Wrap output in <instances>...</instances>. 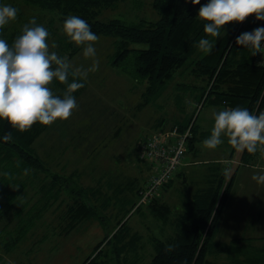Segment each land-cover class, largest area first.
I'll return each instance as SVG.
<instances>
[{
	"label": "trees",
	"instance_id": "obj_1",
	"mask_svg": "<svg viewBox=\"0 0 264 264\" xmlns=\"http://www.w3.org/2000/svg\"><path fill=\"white\" fill-rule=\"evenodd\" d=\"M20 1L41 13L50 15L49 23L44 26L49 32L47 43L50 46L53 39L58 42L56 45L59 46L52 51L60 56H67L74 67L87 68L93 62H90L91 58L83 55V51H79L80 46H85L71 42L63 31V23L70 16L84 19L98 37H111L112 51L107 53L108 64L113 68L112 70L117 71L116 75L129 76L135 86L146 83L144 95L147 100H157L166 91L176 72L188 63L193 67L197 77L204 81L200 86L202 91L194 93L195 100L200 102L202 107L208 104L210 107L220 108V111L246 108L254 115L264 113V62L260 60L261 53L241 59L232 53L241 31H238L239 23L233 22L232 27H230L231 23L224 25L220 37L217 38L204 32V25L207 22L201 20L198 13L200 7L206 5L209 0H200V4H193L192 0H152L151 5L158 13V17L153 20L145 15L132 21L122 16L105 15L106 11L118 8L125 0ZM257 21L264 26V20ZM21 34L22 28L13 29L7 33L5 39L11 46ZM205 38L214 43L210 54L198 47L199 41ZM73 57H82V63H74L71 61ZM98 70L95 73L98 74ZM72 79L73 77L70 76L69 82ZM90 81L89 77L86 81L77 78V82L84 83L85 86L72 93L76 101L86 94ZM49 88L54 95L62 97L67 86L54 79ZM147 100L145 101L148 102ZM135 107L140 108V104H135ZM184 108L185 106L182 107L183 110ZM188 110L190 112L187 111L185 117L175 119L169 127L178 125L180 130L184 131L191 125L187 153L191 152V156L196 159L202 150L201 144L209 138L212 129L203 123H198L195 110L190 108ZM54 123L49 126L35 123L29 130L21 132L13 128L7 120L0 119V264H15L8 259L11 256L19 264L29 263H22L15 252L28 244L27 241L30 239L33 242L35 228L45 215V213H11L15 210L21 189L3 194L7 184L15 181L19 175L25 173V169H28L27 173L31 172L33 177H37L36 180L41 178V175L48 177L52 174V189L66 190L72 186L64 183L61 174L52 171L49 163L41 157L34 146L46 136ZM162 128L167 127L160 125L153 130ZM6 133L12 134V140L9 142L3 140ZM222 140L223 143L217 148L220 150L226 145L224 155L229 151L228 156L232 157L236 148L229 143V138ZM51 141L47 140V146L51 147L52 153H56V141L53 137ZM142 141L139 143L136 155L138 161H143L139 157ZM66 147L65 145L62 149L57 147L61 156L66 152ZM238 159L239 163L226 184L224 182L228 171L225 167L222 168L221 160L213 158L203 169L198 170V172L202 171L199 178L193 177L188 181L185 178L187 171L181 169L175 178L165 184L162 193L148 203H139L140 191L146 181L141 182L135 189L137 200L133 208L136 206L138 211L141 206H145L152 216L160 221L159 233H156L149 224L146 225L145 232L137 229L133 223L130 224V218L137 213H131L129 217L127 216L129 213H124L121 217L116 216L112 229L95 244L92 252L81 264H215L210 259L212 253L218 252L214 248L216 242L214 237L235 176L241 167L264 166V152L258 145L256 153H249L245 149ZM178 177L182 180V186H192L193 195H190V200L186 201L188 210L176 213L172 218L173 207L166 204L162 198L163 192ZM70 181L74 182L73 178ZM119 183L120 186L118 183H114V186L107 184L108 188L104 191L99 190V185H77L69 188V193L75 201L80 202L81 207L77 212L65 213L61 217L60 221L64 224L61 229L62 235L69 234L81 223L93 217L101 219V223L106 226L102 218L107 214L99 213L98 203L101 202L103 194L107 197L124 195L125 184H121V180ZM223 186L224 190L219 196ZM167 226L172 227V231L168 232ZM168 245H175L174 251L167 252ZM219 246L218 250L225 252L227 244L220 243ZM263 257L264 254L262 256L258 252L254 259H247L244 264H264Z\"/></svg>",
	"mask_w": 264,
	"mask_h": 264
},
{
	"label": "rangeland",
	"instance_id": "obj_2",
	"mask_svg": "<svg viewBox=\"0 0 264 264\" xmlns=\"http://www.w3.org/2000/svg\"><path fill=\"white\" fill-rule=\"evenodd\" d=\"M151 2L152 0H125L119 4L118 8L106 11L105 15L108 17L110 15L111 17L122 16L128 21L145 15L151 19L157 18L158 13L152 7ZM4 5L15 7L18 9V14L14 21H10L0 30V38L5 39L7 33L13 29L23 28L33 17L36 18L38 25L45 26L49 23V14L41 13L20 0H0V6ZM239 24L238 31L241 30L239 36L242 33H250L257 28L264 27L255 16H249ZM56 25L58 26V23ZM232 26L233 23L230 24V27ZM110 42L111 37L101 36L94 43L96 55L89 58H91L90 62L99 61V72L98 74L89 73L88 77L91 81L86 94L76 101L77 109L73 110L68 120H57L52 129L45 134L46 136L34 146L41 157L49 163L52 171L63 176L64 183L72 184L73 187L99 185V190L104 191L108 188L107 184L114 186V183H118L120 186L119 181L121 180V184H125L124 195L108 197L105 194L101 195V202L98 203L100 204L99 213L107 214L102 218L106 226L101 223V219L93 217L81 223L69 234L62 235L61 229L64 224L60 221L61 217L65 213L77 212L81 207L80 202L75 201L69 193V188L72 186L66 190L52 189V174L48 177L41 175V178L36 180L37 177H33L31 172L22 173L3 190V194H6L21 189L15 210L11 213H45L44 218L35 228L33 242L30 239L27 241L28 244L15 252L22 263L81 264L92 252L95 244L107 234L108 230L112 229L116 216L121 217L124 213H129L128 217L131 213H137L129 220V223H133L137 229L145 232V227L149 224L156 233H159L160 221H157L145 206H141L138 211L136 206L133 208L137 200L135 189L150 174V167L146 165L148 163L145 162V164L136 158L139 143L142 138L144 139L149 132L151 133L160 125L169 127L175 119L185 117L189 111L188 108L195 110L198 123H203L211 129L214 126L213 113L220 111V108L210 107L208 104L202 107V104L195 100L194 93L202 91L200 86L204 81L197 77L193 67L188 63L176 72L166 91L157 100H147L144 95L146 83L135 86L129 76L116 75L117 71L112 70L113 68L108 64L107 53L112 51ZM53 43L58 42L53 39L49 46L51 51L54 49L52 48ZM81 47L79 51L84 50V47ZM232 53L239 59L253 57L251 48L240 46L237 43ZM81 58L73 57L71 61L80 64L82 63ZM138 103L140 108L136 109L135 104ZM52 137L56 141V153H52L51 147L47 146V140L51 141ZM226 138L228 137L222 136V139ZM79 142L82 144L78 145ZM64 145L67 146L66 152L61 156L57 147L62 149ZM201 145L202 150L196 159L191 156V152L186 155V161L189 160L188 165L184 167L187 171L186 180L189 181L193 177L199 178L202 171L198 172V170L203 169L211 159L218 158L222 161V168L225 167L228 171L224 182L226 184L239 163L238 158L242 151L236 149L230 157L228 156L229 151L227 155H224L226 145L220 150L217 147L208 148L204 143ZM199 161L203 163L199 164ZM72 178L74 182L70 181ZM172 189L173 213L171 217L173 218L176 213L188 210L186 201L190 200V194L193 192L192 186H182V180L179 177ZM223 190L224 186L219 196ZM165 192L166 190L163 195ZM166 230L172 231V227L168 229L167 226ZM248 254L251 252L249 251ZM8 259L19 264L18 261H14L13 256ZM242 263L245 262L242 261Z\"/></svg>",
	"mask_w": 264,
	"mask_h": 264
},
{
	"label": "clouds",
	"instance_id": "obj_3",
	"mask_svg": "<svg viewBox=\"0 0 264 264\" xmlns=\"http://www.w3.org/2000/svg\"><path fill=\"white\" fill-rule=\"evenodd\" d=\"M200 4V0H192ZM18 9L10 5L0 6V30L17 17ZM249 16L264 20V0H209L199 9L198 17L206 21L204 32L211 37H220V31L228 23H242ZM65 35L76 45H84L83 55L95 57L94 43L99 37L93 33L89 24L77 16L68 17L63 23ZM48 30L38 25L33 17L22 28L12 45L0 38V119L7 120L15 129L24 132L35 123L49 126L57 120H68L77 102L72 95L83 88L90 72L99 68L94 60L90 67H74L67 56L50 52L47 38ZM236 43L251 48L252 55L264 54V27L250 33H242ZM55 43L52 48H56ZM198 47L210 54L214 43L201 39ZM55 66V67H54ZM73 77L69 82V77ZM56 79L67 86L63 96L54 95L49 85ZM214 126L209 138L203 141L208 148L215 149L223 143L222 136L239 151L256 153L258 145L264 152V113L254 115L246 108H234L214 112ZM4 142L12 140V134L3 136ZM28 169H25V173ZM5 175H8L5 173ZM253 180L264 182V175H254ZM175 245H168L172 252Z\"/></svg>",
	"mask_w": 264,
	"mask_h": 264
},
{
	"label": "crops",
	"instance_id": "obj_4",
	"mask_svg": "<svg viewBox=\"0 0 264 264\" xmlns=\"http://www.w3.org/2000/svg\"><path fill=\"white\" fill-rule=\"evenodd\" d=\"M187 165L188 161L182 169L184 170ZM254 175H264V166L241 167L235 176L218 231L214 237L216 241L214 248L218 252L212 253L210 259L215 264H243L242 260L247 262V259H254L258 252L262 256L264 254V182L253 180ZM148 177L149 174L142 183L147 181ZM176 180L169 186L162 198L172 207V186ZM220 243L227 244L225 252L218 250ZM228 250L231 252H226ZM249 251L251 254H248Z\"/></svg>",
	"mask_w": 264,
	"mask_h": 264
},
{
	"label": "built area",
	"instance_id": "obj_5",
	"mask_svg": "<svg viewBox=\"0 0 264 264\" xmlns=\"http://www.w3.org/2000/svg\"><path fill=\"white\" fill-rule=\"evenodd\" d=\"M260 60L264 62V54ZM191 125L181 131L178 125L162 128L146 135L139 148V157L150 166V175L141 190L139 203H148L159 196L167 182L175 178L185 163Z\"/></svg>",
	"mask_w": 264,
	"mask_h": 264
}]
</instances>
